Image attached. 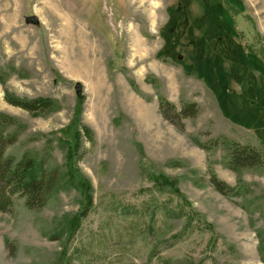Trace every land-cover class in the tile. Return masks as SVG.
<instances>
[{"label": "rangeland", "instance_id": "rangeland-1", "mask_svg": "<svg viewBox=\"0 0 264 264\" xmlns=\"http://www.w3.org/2000/svg\"><path fill=\"white\" fill-rule=\"evenodd\" d=\"M215 1L0 0V111L26 126L6 156L32 153L63 181L41 210L16 195L0 212V264H264V170L243 171L228 199L209 176L237 186L225 150L197 145L226 138L264 153V63L253 52L264 50V0H230L244 13L237 27ZM5 90L61 110L31 114ZM162 98L199 114L181 131ZM71 125L90 133L76 167L93 206L80 221L85 193L57 139Z\"/></svg>", "mask_w": 264, "mask_h": 264}, {"label": "trees", "instance_id": "trees-1", "mask_svg": "<svg viewBox=\"0 0 264 264\" xmlns=\"http://www.w3.org/2000/svg\"><path fill=\"white\" fill-rule=\"evenodd\" d=\"M219 6L226 16H230V22L237 27L236 18L244 13L234 6L230 0H218L211 2ZM260 62L264 63V50H253ZM8 81V74L0 72V83L4 86ZM226 93L225 87L220 91V96L224 97ZM5 101L11 106L20 108L34 115L44 116L57 113L61 110V104L58 100L48 98L23 99L5 90ZM160 113L165 120L174 125L177 129L184 131V120L196 118L199 114V107L196 103L183 102L182 108L168 101L167 99L159 100ZM79 112L77 114L78 119ZM69 126L57 135V139L68 148V171L72 179L78 181V186L85 193L86 200L83 201V210L78 216V221L87 214L90 207L93 206L92 188L89 182L80 174L76 165L82 157L83 136H89V130H72ZM26 131V126L20 119L15 116L0 111V212L10 213L14 206V197L19 195L25 199V205L31 210H41L46 207L53 197L60 191L63 181L61 173L57 168H47L41 163L36 155L26 153L19 161L13 157L6 156L7 149L15 145L20 135ZM89 140H92L89 138ZM219 144L225 150L226 168L235 172L238 176V184L236 187L220 180L214 171L209 172L210 183L217 192L228 199H235L238 196V188L240 185V177L243 171L258 172L264 170V153L256 147L250 145H241L235 141L221 138L213 142V146L207 144L197 145L210 153ZM153 181L157 185L167 183L164 175L153 177ZM178 195L176 190H174ZM165 213L171 215L167 210ZM188 215V214H187ZM187 215L182 211L173 214L172 219H182ZM204 227L206 225L202 224Z\"/></svg>", "mask_w": 264, "mask_h": 264}, {"label": "water", "instance_id": "water-1", "mask_svg": "<svg viewBox=\"0 0 264 264\" xmlns=\"http://www.w3.org/2000/svg\"><path fill=\"white\" fill-rule=\"evenodd\" d=\"M75 89H76V92H77V96L81 97L83 95V91H84L82 85L81 84H77L75 86Z\"/></svg>", "mask_w": 264, "mask_h": 264}]
</instances>
